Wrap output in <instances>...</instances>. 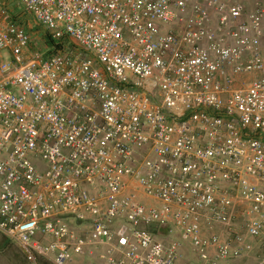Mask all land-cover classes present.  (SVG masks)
Returning <instances> with one entry per match:
<instances>
[{
  "label": "built area",
  "instance_id": "2783aa9c",
  "mask_svg": "<svg viewBox=\"0 0 264 264\" xmlns=\"http://www.w3.org/2000/svg\"><path fill=\"white\" fill-rule=\"evenodd\" d=\"M6 3L0 234L24 259L237 264L257 241L264 264V0Z\"/></svg>",
  "mask_w": 264,
  "mask_h": 264
},
{
  "label": "rangeland",
  "instance_id": "374dc122",
  "mask_svg": "<svg viewBox=\"0 0 264 264\" xmlns=\"http://www.w3.org/2000/svg\"><path fill=\"white\" fill-rule=\"evenodd\" d=\"M4 1V0H3ZM254 1V0H253ZM6 3V0H5ZM6 5L13 11H19V7L12 2L6 3ZM27 21L31 22V19L27 17ZM29 23V24H30ZM194 258L192 252L189 251V248H186L184 253V259L182 264H188L190 260ZM257 257L253 260V263L256 262ZM39 264H52L49 260L39 259ZM0 264H29L20 251L17 249L15 245L10 243L5 237L0 234ZM68 264H86V261L83 258H74L71 263Z\"/></svg>",
  "mask_w": 264,
  "mask_h": 264
},
{
  "label": "crops",
  "instance_id": "0c3cea01",
  "mask_svg": "<svg viewBox=\"0 0 264 264\" xmlns=\"http://www.w3.org/2000/svg\"><path fill=\"white\" fill-rule=\"evenodd\" d=\"M248 4L247 5L249 8H251L252 5V0H247ZM218 232H221V230L218 228L217 229ZM225 235V234H223ZM228 236V234H227ZM260 253V249H259V243L257 241H254V248L252 252H249L248 254H246L245 256H243L242 258L237 260V264H255L259 258V254ZM256 259V262L253 263V260ZM179 264H182L181 262Z\"/></svg>",
  "mask_w": 264,
  "mask_h": 264
},
{
  "label": "trees",
  "instance_id": "16d2710c",
  "mask_svg": "<svg viewBox=\"0 0 264 264\" xmlns=\"http://www.w3.org/2000/svg\"><path fill=\"white\" fill-rule=\"evenodd\" d=\"M48 42L47 43H49V40H47Z\"/></svg>",
  "mask_w": 264,
  "mask_h": 264
}]
</instances>
